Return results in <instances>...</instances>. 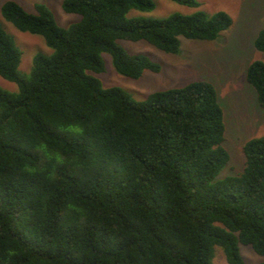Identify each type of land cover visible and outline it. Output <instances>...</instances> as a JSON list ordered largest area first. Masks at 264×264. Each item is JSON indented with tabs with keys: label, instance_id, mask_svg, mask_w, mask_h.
<instances>
[{
	"label": "trees",
	"instance_id": "16d2710c",
	"mask_svg": "<svg viewBox=\"0 0 264 264\" xmlns=\"http://www.w3.org/2000/svg\"><path fill=\"white\" fill-rule=\"evenodd\" d=\"M196 7V0H172ZM77 21L60 26L50 10L15 0L1 6L16 29L41 35L30 73L0 25V264H245L239 244L264 256V133L243 144L237 174L217 178L229 160L224 112L206 79L136 100L103 87L88 71L138 78L160 65L128 53L118 39L178 53L179 37L214 40L232 23L223 10L126 16L152 0H63ZM254 46L264 51V27ZM246 80L264 107V61ZM257 264H264V260Z\"/></svg>",
	"mask_w": 264,
	"mask_h": 264
},
{
	"label": "rangeland",
	"instance_id": "374dc122",
	"mask_svg": "<svg viewBox=\"0 0 264 264\" xmlns=\"http://www.w3.org/2000/svg\"><path fill=\"white\" fill-rule=\"evenodd\" d=\"M5 1L0 0V25L12 36L21 52L19 71L28 74L33 56L38 52L50 54L52 49L41 35L20 31L2 17L1 6ZM15 1L29 12L34 11L35 2L46 4L60 26H67L80 17L76 13L64 12L61 6L63 0ZM152 1V9L132 8L126 16L163 18L174 12L189 14L197 10L207 13L223 10L230 15L232 23L214 40L180 36L178 53L164 52L144 40H117L126 52L144 54L157 62L160 65L158 72L144 70L138 78L124 76L114 69L108 53H102L103 71L88 72L96 76L103 87H121L136 100H143L154 91L182 86L192 80L211 81L224 112L223 145L229 153V160L217 178L237 174L242 170L245 161L242 149L244 142L264 133V107L259 105L256 91L245 76L250 62L264 61V51L254 46L258 31L264 27V0H196V7L172 0ZM0 87L8 91L18 89L15 82L1 76ZM239 249L245 264H257L264 260V256L255 253L250 245L239 244ZM213 264H229L218 245L214 247Z\"/></svg>",
	"mask_w": 264,
	"mask_h": 264
}]
</instances>
